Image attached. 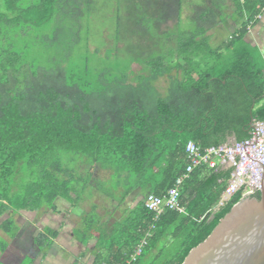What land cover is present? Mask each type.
Instances as JSON below:
<instances>
[{
	"label": "trees",
	"instance_id": "obj_1",
	"mask_svg": "<svg viewBox=\"0 0 264 264\" xmlns=\"http://www.w3.org/2000/svg\"><path fill=\"white\" fill-rule=\"evenodd\" d=\"M190 1L185 8V0H30L26 7L25 0H0V218L13 214L0 224V252L17 235L20 211H56L59 198L77 208L98 167L122 181L124 198L145 187L163 196L186 174L190 141L203 151L233 134L243 141L254 120L264 122V75L244 41L264 0H234L243 23L224 47L231 60L212 49L214 60L200 55L205 40L183 41L207 34L212 25L200 21L220 15L221 0H210V8L201 2L209 0ZM108 2L110 22L97 42L92 30ZM193 44L198 49H187ZM40 46L62 54L41 64L31 57ZM81 164L88 173L76 179ZM230 176L201 165L181 186L184 212L166 209L156 218L143 202L107 226L94 209L76 235L84 243L97 237L93 264H183L242 200L222 201ZM58 235L40 231L26 264Z\"/></svg>",
	"mask_w": 264,
	"mask_h": 264
},
{
	"label": "crops",
	"instance_id": "obj_2",
	"mask_svg": "<svg viewBox=\"0 0 264 264\" xmlns=\"http://www.w3.org/2000/svg\"><path fill=\"white\" fill-rule=\"evenodd\" d=\"M201 2L203 3L204 7L210 8V5H211L210 0H209V3L207 1L206 3L203 1ZM241 2L243 3L244 0H241ZM187 3H191V1L188 0ZM189 8H188L189 11H194L195 9V8H190V9ZM236 9L237 7L234 6V0H221L220 7H218V13L220 14L218 18L214 22H209V21L201 22L200 21L202 25H209V26L212 25V28L208 30L207 34H204V36L201 35L200 37H196V38H193L190 35H185V36H182L183 41L188 40L191 43H193V41L200 42V41L205 40L207 41L206 44H208L207 45L208 49L205 46L203 49V52L199 53L200 55L202 56L210 55L208 50L212 49V51L214 52L216 51L215 53H219L220 55H222L224 60H227V59L231 60L230 51L226 52L224 50V47L229 43V41L233 39L239 27H241L243 23V19H241L239 17V14L236 13ZM223 10L224 12L227 11V13H225L226 15L222 13ZM259 16H261V18L258 19L259 21L254 26L249 28V31L244 38V41L247 44L246 48H248L250 54L252 55V63L255 64L256 68H260V70L262 71L264 75V11ZM190 20H187L185 23L187 25L190 24ZM226 28H229L230 33L226 34L225 36L221 35L219 31H223ZM172 43H173L174 55L175 54L177 55L178 53L177 39L175 38ZM242 48L243 47H241L239 50H241ZM187 49L195 51L198 48L194 46L193 44V45H189ZM193 53L194 52L190 54H193ZM210 56H212V59L214 60L213 53H211ZM217 66H219L216 69L217 71H222L224 68L223 66L219 64ZM260 104L261 105L264 104V96ZM254 122H257V120H254L253 123ZM237 141L238 140H236V135L233 134L228 137L227 142L222 143V144H231ZM209 169H216L217 171L218 170H232L230 166L222 165L219 162H217L216 166H209ZM109 183H110V188H111V184L113 186V184L115 183L114 184L116 186L115 189L114 188L110 189L108 187ZM85 186L86 188H85V193H84V200H82L81 202L86 201V200L91 202L92 200V201H97L98 203H103V204H98V203L94 204L92 211L96 209L94 212H97L98 218L101 219V222H99V224L103 223L104 225H107V226L114 225L117 222V219L116 221H114L113 219L118 218V216L122 218L124 216L123 212L127 210H132V212L135 211L136 208H138L140 204L145 201V199L147 198V195L150 193L149 187H145V188H140L135 191H132L126 198H124L125 187L123 186L122 181H118L117 179H114V174L112 172L106 171L102 169L101 167H98L95 170V177L92 179L91 182H86ZM117 186H119L118 189H117ZM124 199H125L124 206L119 207V204ZM227 200L229 199L225 197V192H224L222 201L224 202ZM222 203H220V205H223ZM62 204L63 203H61L60 205H57L56 213L57 212L58 214L60 213L58 215L59 217L63 216V218H66L64 215H67V214L71 217L72 215L74 216L80 215L83 212V210H81L80 205L77 208H74L70 204L71 206L66 208L65 205L64 207H62ZM101 210L102 211L105 210V211L101 212ZM58 221H60L61 224L58 227V229H54V230H56L59 235L58 237L54 239V242L56 245V249L60 251L59 254H64L69 257L75 256L74 253L69 250H72L73 247H76L77 249H83L81 258H84L85 261L88 260L89 255L88 253L86 254V251L88 250L87 246L89 245L91 241L93 242L95 239L96 242L94 245H95V250H96V247L98 244L97 237L94 236L85 243L81 242L77 238L76 233H75L76 228L78 227L80 222L75 228L73 227L72 229L70 228L66 229V227L63 226L62 224L63 219H58ZM71 230H72V234H71ZM67 245H71L73 247H67ZM94 255H95V252L93 255H90V259L92 258L90 262H94L93 260Z\"/></svg>",
	"mask_w": 264,
	"mask_h": 264
},
{
	"label": "rangeland",
	"instance_id": "obj_3",
	"mask_svg": "<svg viewBox=\"0 0 264 264\" xmlns=\"http://www.w3.org/2000/svg\"><path fill=\"white\" fill-rule=\"evenodd\" d=\"M105 0H103L104 2ZM187 1L185 0V4L187 6ZM28 2H30V0H25V4H23V6H27ZM185 6V8H186ZM24 8V7H23ZM112 10V9H111ZM110 3L108 2V5H106L105 9L102 10V12L98 15H101V20H95V25L96 27H94V29L92 30V38L94 41L97 42H101L103 39V36L101 35V32L104 31L103 30V26L105 24V22H110ZM223 14L227 13V11L224 12V10L222 11ZM107 15H109V18H105L107 17ZM226 15V14H225ZM193 11H190V13L188 14L189 18H186L187 20H190V25L189 27H192L193 24ZM84 21V19L82 20ZM107 27V26H106ZM197 28V27H196ZM112 31H110L111 34ZM219 33L221 35H226L229 34V28L224 29L223 31H219ZM87 36V35H86ZM89 38V36H88ZM61 52H58L56 50V48H48L46 49L45 47H38L33 49L32 53H31V57L35 58L39 63L41 64H45L49 58L51 57H56L57 55H61ZM64 157V156H63ZM64 159H68V157H65ZM65 163L67 165H69L70 163V167H72L73 165H75L73 162H66ZM79 167V168H78ZM77 167L76 170V179H79L81 176H79L78 174H83V177L85 178L87 175V171H88V165L85 164H81ZM91 170V169H90ZM115 184V183H114ZM113 184H111V188H110V183H109V188H115L116 186ZM114 190V189H113ZM145 192V191H144ZM146 193V192H145ZM84 200V199H83ZM65 201V202H64ZM62 204V207H64V205L67 207H70L72 205L71 202L66 201L65 199H58L57 201V205ZM97 201H83L80 203V207L81 210H83V212L80 215H72L71 217L67 214L64 215L66 218L59 217L58 212L56 213V211H52L49 207H46L47 210L50 209L49 211L45 210V211H39V212H32V211H20V215L15 216V227L18 226V232L17 235L14 239L11 240V243L8 247V250L4 253L0 252V264H26V262L24 261V259L27 256V253L30 251V249H34V244H33V240L34 238L38 235V233L40 231H43L46 227H51L53 229H58V227L60 226L61 222L58 221V219H63V226L66 227V229H72L73 227L75 228L79 222L80 224L78 225V227L76 228V234L82 236L81 234H84V223L83 221V217L86 213L92 212L93 209V205L97 204ZM71 204V205H70ZM98 204H103V203H98ZM74 207V206H72ZM59 208V207H58ZM76 208V207H74ZM74 211V210H73ZM105 211V210H103ZM101 210V212H103ZM100 212V210H99ZM96 212H94L95 214ZM124 213V212H123ZM121 214V213H120ZM13 214L10 213V211L8 213H5L3 217L0 218V224L5 220V219H9V217H11ZM83 216V217H82ZM120 220L122 219L121 217L118 216V218L113 219L114 221ZM101 222V219L98 221ZM121 222H118V224H120ZM71 234H72V230H71ZM77 236V235H76ZM78 238V236H77ZM95 242L96 240L94 239V241L90 242L89 245L87 246V251L86 254L88 253V260L85 261L84 258H81L82 256V251L83 249H77L76 247H73L71 245H67V247H73L72 251L74 253L75 256L69 257L67 255L64 254H59L60 251H58L56 249V245H54V247H52L51 249H47L45 254H39L38 257L36 258L35 262L33 264H93V262H90L92 260V258L90 259V255H93L95 252ZM78 247V246H77ZM76 248V249H75ZM71 249V248H69ZM30 253V252H29ZM87 257V256H86ZM93 260H94V256H93Z\"/></svg>",
	"mask_w": 264,
	"mask_h": 264
},
{
	"label": "built area",
	"instance_id": "obj_4",
	"mask_svg": "<svg viewBox=\"0 0 264 264\" xmlns=\"http://www.w3.org/2000/svg\"><path fill=\"white\" fill-rule=\"evenodd\" d=\"M260 18L261 16H258V19ZM186 152L189 160L186 174L179 177L165 195L150 193L144 201L145 207L155 212L156 218L166 209L185 211L181 203V186L188 174L201 165L216 166L219 162L232 168L229 185L225 191V197L228 199L237 194H241L244 199L260 193L264 188V123L261 121L254 122L250 136L243 141L211 146L204 151L195 142L190 141ZM146 245L147 239L137 247L132 261H136L143 254Z\"/></svg>",
	"mask_w": 264,
	"mask_h": 264
},
{
	"label": "water",
	"instance_id": "obj_5",
	"mask_svg": "<svg viewBox=\"0 0 264 264\" xmlns=\"http://www.w3.org/2000/svg\"><path fill=\"white\" fill-rule=\"evenodd\" d=\"M237 203L183 264H264V188Z\"/></svg>",
	"mask_w": 264,
	"mask_h": 264
},
{
	"label": "flooded vegetation",
	"instance_id": "obj_6",
	"mask_svg": "<svg viewBox=\"0 0 264 264\" xmlns=\"http://www.w3.org/2000/svg\"><path fill=\"white\" fill-rule=\"evenodd\" d=\"M258 195V194H257Z\"/></svg>",
	"mask_w": 264,
	"mask_h": 264
}]
</instances>
